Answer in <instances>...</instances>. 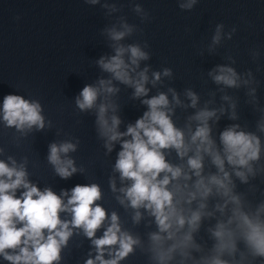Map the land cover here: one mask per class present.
Segmentation results:
<instances>
[{
	"label": "clouds",
	"instance_id": "clouds-1",
	"mask_svg": "<svg viewBox=\"0 0 264 264\" xmlns=\"http://www.w3.org/2000/svg\"><path fill=\"white\" fill-rule=\"evenodd\" d=\"M86 2L95 5L101 0ZM196 2L187 0L180 6L190 9ZM102 7L109 15L120 10L116 3L107 0ZM134 11L142 19L147 18L140 4L135 5ZM222 28V24L217 26L213 44L219 43ZM136 30V25L123 17L102 30L112 54L100 56L95 63L108 75L86 84L75 104L81 112L95 111L96 130L107 152L113 151L116 142L120 144L113 170L119 173L121 182L128 183L117 189L115 178L111 179V190L121 194L117 200L133 210L134 224H139L147 214L149 226L154 223L156 230L148 232L145 245L138 234L124 229L118 213L112 211L109 215L106 207L98 203L103 196L99 183L76 184L70 195L67 189L57 193L51 187L41 189L27 179L24 164L17 165L14 158H8L10 163L0 159V257L8 264H60L62 250L75 229H82L95 249V256L90 255L85 264H120L137 248L148 255L151 264L264 261V201L253 207L245 193L236 190V179L249 184L264 173V140L260 135L264 133V115L257 122L256 131L246 130L239 123L227 126L219 134V144L212 134V124L228 111L224 106L209 108L212 101H207L182 126L178 125L174 119L176 108L196 109L200 96L188 88L184 92L188 101L185 103L173 87L149 95L148 85L163 84L164 78L173 76V69L153 71L147 64L141 67L143 61L151 59L147 42H124ZM208 75L217 85L227 88L255 82L251 70L248 78H243L236 68L226 64L217 65ZM117 85L133 89L132 99H139L146 106L143 114L123 131L122 119L117 114L120 105L114 99L121 90ZM256 91L254 87L249 89V102L264 113ZM222 99L231 109L229 118L238 120L236 101L229 95ZM43 112L39 100L8 94L3 97L0 118L5 127L26 134L51 126ZM77 145L78 141L70 140L49 145L47 159L63 179L83 171L67 156L77 150ZM173 152L179 163L170 159ZM206 160L215 172L205 171ZM19 189L23 191L18 193ZM211 197L219 198L213 210H209L208 204ZM217 211L222 218L208 228L214 244L207 253L196 257L193 253H204V246L197 242L195 234L203 219L215 216ZM61 213H68L71 218L62 219ZM106 221L108 226L104 228ZM102 228V235L97 236Z\"/></svg>",
	"mask_w": 264,
	"mask_h": 264
},
{
	"label": "water",
	"instance_id": "water-1",
	"mask_svg": "<svg viewBox=\"0 0 264 264\" xmlns=\"http://www.w3.org/2000/svg\"><path fill=\"white\" fill-rule=\"evenodd\" d=\"M104 2L92 5L86 0H0V107L5 95H23L39 100L46 122L51 121L50 127L25 134L14 127H5L0 118V147L3 148L0 159L14 158L17 165L24 164L27 179L41 189L51 187L57 193L67 189L70 195V189L76 184L99 183L103 196L98 203L106 207L109 215L116 211L122 227L138 234L146 245L147 234L156 230L155 224L149 226L147 214L139 224H134L133 210L119 203L116 198L121 195L119 191L111 190L113 177L117 189L128 183L121 182L119 173L113 170L119 142L111 153L107 152L96 130L95 111L81 112L75 104L76 96L86 84L108 75L95 63L100 56L112 54L102 30L123 17L137 28L124 42H147L146 50L151 53V59L143 61L141 67L147 64L153 71L164 67L173 69V76L164 78L163 84L148 85L149 95L173 87L185 103L188 101L184 92L188 88L200 96L196 109L176 108L174 119L178 125L182 126L187 117L204 107L207 101H212L209 108H227L220 120L212 124V134L219 144V134L227 126L239 123L246 130L256 131L257 122L264 115L256 104L249 102L248 95L250 88H256L259 108H264V0H197L190 9L180 6L187 0H107L120 9L110 15L102 7ZM136 4L142 6L147 18L142 19L134 11ZM221 24V39L213 44L217 26ZM219 64L231 65L243 78H248L251 70L255 82L239 88L217 85L208 73ZM117 86L121 90L114 99L120 105L117 114L122 119L120 130L123 131L143 114L146 106L139 99H132L133 89ZM224 95L236 101L238 120L229 118L231 109L222 99ZM260 135L264 140V133ZM67 140L78 141L77 150L67 156L83 171L63 179L55 173L47 157L51 143ZM170 159L180 162L174 152ZM261 162L264 163V153ZM205 164L206 172H215L207 160ZM236 184V190L245 193L253 207L264 201V173L249 184H242L238 179ZM251 185H255V189ZM20 191L23 189L18 193ZM218 200V197L209 199V210L214 209ZM61 217L71 218L68 213H61ZM220 218L221 213L217 211L215 216L203 219L195 239L204 246V253L194 252L193 255L199 257L211 249L214 240L208 228ZM107 226L108 221L104 228ZM102 232L103 228L98 230L97 236ZM95 254L91 240L82 229H75L62 250L60 264H85L89 256ZM0 264L8 262L0 257ZM120 264H151V261L137 248ZM254 264H264V261L257 259Z\"/></svg>",
	"mask_w": 264,
	"mask_h": 264
}]
</instances>
